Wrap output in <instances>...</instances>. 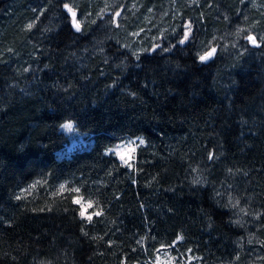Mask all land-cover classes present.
I'll list each match as a JSON object with an SVG mask.
<instances>
[{"label": "trees", "instance_id": "trees-1", "mask_svg": "<svg viewBox=\"0 0 264 264\" xmlns=\"http://www.w3.org/2000/svg\"><path fill=\"white\" fill-rule=\"evenodd\" d=\"M260 3L0 0V264H264Z\"/></svg>", "mask_w": 264, "mask_h": 264}, {"label": "rangeland", "instance_id": "rangeland-1", "mask_svg": "<svg viewBox=\"0 0 264 264\" xmlns=\"http://www.w3.org/2000/svg\"><path fill=\"white\" fill-rule=\"evenodd\" d=\"M249 2H250L251 5H257V4L260 3L259 0L258 1L257 0H249ZM262 6L264 7V4ZM263 9L264 8H261L260 10L263 11ZM263 41H264V36H263ZM65 125H71V127L70 128L69 127H65ZM60 129L69 139L68 144L66 146H64L63 149H61L59 151L60 155H62V156L66 155V154H68L69 152H71L75 148H80V147H84V146L87 145V141H86L85 137L76 130V128L74 127L73 123L66 122V123L61 125ZM138 144H139V140L136 139V138H124V139H121V140L115 142L113 144L112 148L110 149V151L115 153V154L117 152H119L120 155H123L125 157V159H127L130 156L131 159H130L129 162L132 165H134V162H135V151H136V147H137ZM129 147H131V148H133L135 150L132 151V152H129L128 151ZM117 157L120 159V156L117 155ZM81 208H82V205H81ZM87 215L88 214H87V212L85 210V216H87ZM190 260L191 259H186L184 264H190ZM178 263H179L178 257L176 255L172 254L170 249H161L158 252L155 260L153 261V264H178Z\"/></svg>", "mask_w": 264, "mask_h": 264}, {"label": "snow or ice", "instance_id": "snow-or-ice-1", "mask_svg": "<svg viewBox=\"0 0 264 264\" xmlns=\"http://www.w3.org/2000/svg\"><path fill=\"white\" fill-rule=\"evenodd\" d=\"M64 7H65L66 9H68V11H69V12L71 13V15H72V18H73V25H72V26L76 29L77 32H80V31H81V26H80V23H79V22L77 21V19H76V13L73 12L71 8H68V5H67V4H65ZM116 15L119 16L120 13H117ZM31 27H32V25L29 24V25H28V28L31 29ZM191 31H192V29H191V27L189 26V27H188V31H184V33H183V35H184V39H181V40L179 41L180 44H184L187 40L190 39L189 32H191ZM246 39H247V41H249V42H250L251 44H253L254 46H256V47H259V46H260L259 44H257V38H256L255 36H253V35H247ZM215 52H216V49L213 48L212 50L207 51L204 55H201V56L199 57V60H200L201 62H207V61H208V60L214 55ZM25 71H27V69H25ZM65 127H69V128H70L71 125H65ZM139 143H140V144H143V143H144V140L140 139V140H139ZM134 150H135V149H133V148H131V147L128 148V151H129V152H132V151H134ZM116 154H117L118 156H120V159L123 161V163H124L125 165H127L128 168H132V167H133V165L129 162L130 159H131L130 156H129L127 159H125V157H124L123 155H120L119 152H117ZM208 159H209V161L213 160V159H214V155L210 153ZM60 188L63 190V189H64V185H60ZM71 191H73V192H79L80 189L76 188V189H72ZM19 198H20V197H17V199H19ZM72 203H73V204H76V205H82V209H81V211H80V216L83 217V218H85V219H87V220L90 221V222L93 220V216H100V215H102V213H101L100 211H96V212H93V213L90 214V215L85 216V210L88 209V208H92L93 205H92L91 202H89V203H87L86 205H84V204L82 203V198H80V197H74L73 200H72ZM181 239H182V237H180V236L177 237V241H179V240H181ZM189 251H191V250H189Z\"/></svg>", "mask_w": 264, "mask_h": 264}, {"label": "water", "instance_id": "water-1", "mask_svg": "<svg viewBox=\"0 0 264 264\" xmlns=\"http://www.w3.org/2000/svg\"><path fill=\"white\" fill-rule=\"evenodd\" d=\"M68 8H69V6H68ZM64 9H66L65 7H64ZM67 10V14L69 15V17L71 18V25H73V18H72V15H71V13L68 11V9H66ZM73 12H75L74 10H72ZM76 13V12H75ZM76 19H77V17H76ZM81 26V25H80ZM72 28H73V30L76 32V33H79V32H77L76 31V29L72 26ZM81 30H82V27H81ZM81 32V31H80Z\"/></svg>", "mask_w": 264, "mask_h": 264}]
</instances>
